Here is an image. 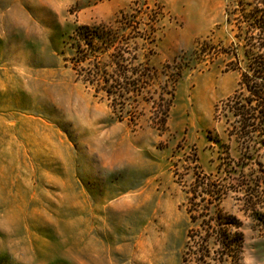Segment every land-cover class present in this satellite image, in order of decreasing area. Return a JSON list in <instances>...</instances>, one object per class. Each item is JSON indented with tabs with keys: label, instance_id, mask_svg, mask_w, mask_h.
<instances>
[{
	"label": "rangeland",
	"instance_id": "374dc122",
	"mask_svg": "<svg viewBox=\"0 0 264 264\" xmlns=\"http://www.w3.org/2000/svg\"><path fill=\"white\" fill-rule=\"evenodd\" d=\"M229 1L0 0V264H182L198 228L189 191L221 165L249 179H232L220 206L244 234L223 264H264V148L238 167L245 151L221 112L240 81ZM121 11L147 36L157 18L156 42L137 41L154 48L144 95L158 102L137 109L113 108L65 60L77 27Z\"/></svg>",
	"mask_w": 264,
	"mask_h": 264
},
{
	"label": "trees",
	"instance_id": "16d2710c",
	"mask_svg": "<svg viewBox=\"0 0 264 264\" xmlns=\"http://www.w3.org/2000/svg\"><path fill=\"white\" fill-rule=\"evenodd\" d=\"M235 2L227 3L226 22L235 27L237 42L227 53L234 55L230 67L240 73V81L239 88L222 102L221 112L226 117L228 137L236 139L245 151L237 166L245 167L247 160H254L264 148V0ZM155 20L148 36L140 15L126 11H121L113 23L80 25L66 41L70 55L65 60L77 79L90 86L96 96L102 94L113 108L124 109L131 104L137 109L143 97L157 103L154 96L144 95L157 73L150 62L155 51L150 47L148 53H140L137 41L156 42ZM159 106L160 125L165 126L172 103ZM224 172L221 165L216 177L198 174L189 191L188 212L198 228L188 231L182 264H223L240 259L244 247L242 221L220 206L233 190L232 179L241 187L248 185L249 179L244 168L242 178L232 175L228 168Z\"/></svg>",
	"mask_w": 264,
	"mask_h": 264
}]
</instances>
